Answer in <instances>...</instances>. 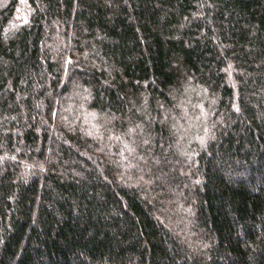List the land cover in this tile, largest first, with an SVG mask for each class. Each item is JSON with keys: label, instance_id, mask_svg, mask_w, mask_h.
<instances>
[{"label": "trees", "instance_id": "1", "mask_svg": "<svg viewBox=\"0 0 264 264\" xmlns=\"http://www.w3.org/2000/svg\"><path fill=\"white\" fill-rule=\"evenodd\" d=\"M0 264H264V0H0Z\"/></svg>", "mask_w": 264, "mask_h": 264}, {"label": "rangeland", "instance_id": "2", "mask_svg": "<svg viewBox=\"0 0 264 264\" xmlns=\"http://www.w3.org/2000/svg\"><path fill=\"white\" fill-rule=\"evenodd\" d=\"M190 93H191V90L188 88V85L185 84L184 88L181 87V90H180L179 96H178L179 99L177 100L179 110H175L174 114H176V112H178V111H180L179 113H181V115L187 114V111L183 110L182 104L184 103L183 100L190 101V97H189ZM175 102H176V100H175ZM204 109L201 108L200 113H206L207 110L205 111ZM165 114L170 115L171 113L167 110L165 112ZM174 117H175V115H174ZM175 118H177V117H175ZM185 120L186 121H180L179 122L180 128H182L185 133L189 132L188 134H193L194 132L197 133V125L195 124L196 117L191 118L190 115H188ZM185 129H187L188 131H186ZM187 137H190V135H188ZM187 137L182 139L183 142L180 141V145L178 147L180 151L188 150V146H190L191 142L193 140H195V139H191V138H187Z\"/></svg>", "mask_w": 264, "mask_h": 264}]
</instances>
